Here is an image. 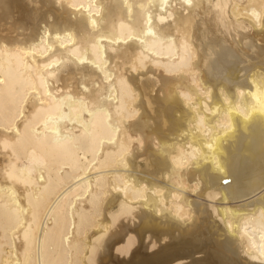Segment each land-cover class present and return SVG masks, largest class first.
<instances>
[{"label": "bare ground", "instance_id": "bare-ground-1", "mask_svg": "<svg viewBox=\"0 0 264 264\" xmlns=\"http://www.w3.org/2000/svg\"><path fill=\"white\" fill-rule=\"evenodd\" d=\"M0 264H264V0H0Z\"/></svg>", "mask_w": 264, "mask_h": 264}]
</instances>
